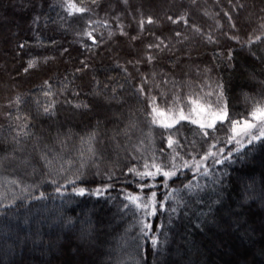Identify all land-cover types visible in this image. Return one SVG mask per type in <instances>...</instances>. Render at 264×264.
Returning a JSON list of instances; mask_svg holds the SVG:
<instances>
[{
    "label": "trees",
    "instance_id": "obj_1",
    "mask_svg": "<svg viewBox=\"0 0 264 264\" xmlns=\"http://www.w3.org/2000/svg\"><path fill=\"white\" fill-rule=\"evenodd\" d=\"M68 2L0 0V264H264V0Z\"/></svg>",
    "mask_w": 264,
    "mask_h": 264
},
{
    "label": "rangeland",
    "instance_id": "obj_2",
    "mask_svg": "<svg viewBox=\"0 0 264 264\" xmlns=\"http://www.w3.org/2000/svg\"><path fill=\"white\" fill-rule=\"evenodd\" d=\"M245 72L247 73L248 71H245ZM194 114H195V116L199 117L200 122H201L202 125H207V124L211 123L213 120H215V117L214 116L208 118L207 120L202 119L201 116H204L206 114V111L204 110V107H198L196 109V111L194 112ZM161 117H162V122L164 124H169V125L172 124V123H174L177 120L176 117H173V116H170V115H165V114L164 115H161ZM259 226H261V224H259ZM260 233H263L262 230H260V231H259V229L256 230V235L257 236L260 235ZM238 238L241 239V237H238ZM241 240H243V238ZM240 243H241V241L240 242L238 241V245H240ZM249 244L254 249V251H251V248L249 249L250 252L254 253V259H253V257H252V259L254 261H256V259H257V261H258L259 260L258 258L261 257L260 256V251L259 250H256V244H255V242H252V243H249ZM17 245H18V243L14 244V248ZM90 250H91L90 247H87V248H85V247H77L78 253L76 254V256L72 255V257L74 258V261H71V264H78V262L79 263H82V264H90L89 261L94 257V255L91 254V251ZM230 256L233 257V254H230ZM6 259H11V255L10 254L9 255H6ZM0 261H1V259H0ZM256 264H258V262H256Z\"/></svg>",
    "mask_w": 264,
    "mask_h": 264
},
{
    "label": "snow or ice",
    "instance_id": "obj_3",
    "mask_svg": "<svg viewBox=\"0 0 264 264\" xmlns=\"http://www.w3.org/2000/svg\"><path fill=\"white\" fill-rule=\"evenodd\" d=\"M68 9H69V14H70V15L73 14V12H77V13H78V12H83V11H85V9H83V8H81V7H77L75 3H72V2H71V0H69V2H68ZM170 19H171V18H170ZM148 22L151 23L152 21L149 20ZM173 22H175V21H173ZM257 39H259V37H257ZM29 67H30V68L33 67V62H30V63H29ZM156 111H157V109L154 107V108H153V112H156ZM257 111L259 112V114H260L261 116H264V110L257 109ZM224 118H225L224 116H220V117H218V119H220V120H223ZM153 122L156 123L157 121L154 119ZM165 126L170 127L171 125H165ZM208 127H212V125L210 124V125H208ZM253 127H256V126L253 125V124H246V125H245V129H252ZM234 131H235V127H234ZM245 134H246V135H249V134H251V133L248 132V131H245ZM206 135H207V133H206ZM262 138H264V129L261 130V135H259V136H253V139H254V140H260V139H262ZM172 143H174V142L171 141V140H169V145H170V146L172 145ZM209 155H213V154H212V153H209ZM207 158H208V157L205 156L203 159H207ZM215 162H216V163H221L220 160H216ZM160 172H161L160 168L157 167V173H160ZM157 173H153V172H145V173H141L140 175H141L142 177H143V176H149V177L155 178V176L157 175ZM175 174H176L175 172H171V171H165V172H162V175L165 177L166 180L169 179V178H171V177L174 176ZM205 174H206V173H205ZM81 194H83V190H81ZM131 199H132L133 201H135L137 198H136V197H131ZM144 207L147 208L148 205L145 204ZM155 244H156V241L153 240V245H155Z\"/></svg>",
    "mask_w": 264,
    "mask_h": 264
}]
</instances>
